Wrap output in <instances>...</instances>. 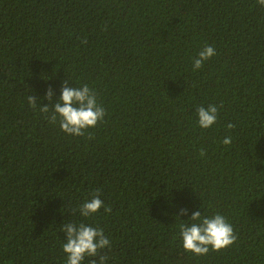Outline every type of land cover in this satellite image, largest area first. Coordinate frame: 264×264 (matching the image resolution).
Returning <instances> with one entry per match:
<instances>
[{
  "label": "trees",
  "instance_id": "1",
  "mask_svg": "<svg viewBox=\"0 0 264 264\" xmlns=\"http://www.w3.org/2000/svg\"><path fill=\"white\" fill-rule=\"evenodd\" d=\"M205 45L217 54L193 71ZM65 80L106 110L82 137L39 111ZM209 105L218 119L201 129ZM96 192L111 213L82 217ZM195 211L223 215L235 244L186 252ZM69 222L104 230L106 264H264V6L0 0V264H66Z\"/></svg>",
  "mask_w": 264,
  "mask_h": 264
},
{
  "label": "clouds",
  "instance_id": "2",
  "mask_svg": "<svg viewBox=\"0 0 264 264\" xmlns=\"http://www.w3.org/2000/svg\"><path fill=\"white\" fill-rule=\"evenodd\" d=\"M257 3L264 6V0H257ZM83 43H87V40L85 39ZM216 54L213 46L205 45L193 61V71L200 70L204 63ZM68 84V80L62 82L61 96L54 104L52 102L53 91L49 88L45 96L49 105L39 107V111L50 123L58 122L64 133L82 137L89 129L95 128L104 121L106 110L98 104L96 92L87 84L82 87H69ZM36 100L37 98L33 95L27 97L29 106L34 110L38 107ZM218 112L219 109L215 105H209L207 108L198 107L196 114L199 127L209 129L213 126L217 122ZM234 127L235 125L231 123L227 125L230 130ZM231 143V136L223 139L224 145ZM200 155L204 156L205 152L201 151ZM101 208L105 213L110 214L112 211L111 207L105 206L99 198V192H96L90 200H85L80 205L78 211L82 217L88 218L98 214ZM71 211L75 215L77 210L71 209ZM180 214L187 215V209H182ZM190 221L192 222L190 224H180V237L183 249L195 256L200 257L209 254L210 251L225 250L234 245L237 240L233 226L221 214L217 213L209 217L203 216L200 211H195L192 213ZM60 231L66 236V242L62 244V251L66 255V264H83L86 257L99 258L98 261L93 259L91 264H106L108 256L100 253L106 248L110 250L111 241L105 236L102 228L69 222L63 223Z\"/></svg>",
  "mask_w": 264,
  "mask_h": 264
}]
</instances>
